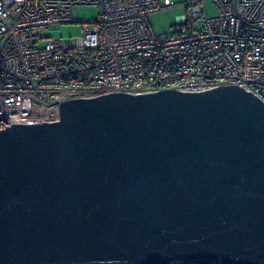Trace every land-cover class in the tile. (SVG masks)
Returning a JSON list of instances; mask_svg holds the SVG:
<instances>
[{
  "label": "water",
  "instance_id": "obj_1",
  "mask_svg": "<svg viewBox=\"0 0 264 264\" xmlns=\"http://www.w3.org/2000/svg\"><path fill=\"white\" fill-rule=\"evenodd\" d=\"M0 119V264H264V104L236 85Z\"/></svg>",
  "mask_w": 264,
  "mask_h": 264
},
{
  "label": "built area",
  "instance_id": "obj_2",
  "mask_svg": "<svg viewBox=\"0 0 264 264\" xmlns=\"http://www.w3.org/2000/svg\"><path fill=\"white\" fill-rule=\"evenodd\" d=\"M213 1L218 14L210 18L188 1L192 31L169 38L154 35L147 16L174 0H0V119L50 123L62 101L226 85L264 104V0ZM77 6L95 7L97 18L78 21ZM71 23H82L78 39L37 46L41 32Z\"/></svg>",
  "mask_w": 264,
  "mask_h": 264
},
{
  "label": "rangeland",
  "instance_id": "obj_3",
  "mask_svg": "<svg viewBox=\"0 0 264 264\" xmlns=\"http://www.w3.org/2000/svg\"><path fill=\"white\" fill-rule=\"evenodd\" d=\"M188 1H198V4L203 9L202 17L210 18L218 14L213 0H174V6L161 9L147 16V22L153 34L176 38L187 35L192 31L190 28L191 24H188L190 20L185 22V17L188 18V9L185 4ZM75 13L78 21H89L97 18L98 10L92 6H77L75 7ZM192 27L197 31L201 30L200 19L192 22ZM82 31V23L62 24L59 28L41 32L43 39L37 46L42 47L47 38L60 39L62 41L78 39Z\"/></svg>",
  "mask_w": 264,
  "mask_h": 264
},
{
  "label": "trees",
  "instance_id": "obj_4",
  "mask_svg": "<svg viewBox=\"0 0 264 264\" xmlns=\"http://www.w3.org/2000/svg\"><path fill=\"white\" fill-rule=\"evenodd\" d=\"M183 264H212V263L206 262V261H195V262H191V263L183 262Z\"/></svg>",
  "mask_w": 264,
  "mask_h": 264
}]
</instances>
